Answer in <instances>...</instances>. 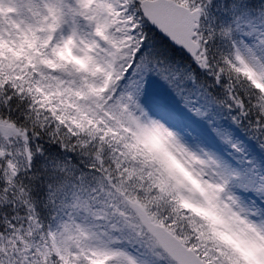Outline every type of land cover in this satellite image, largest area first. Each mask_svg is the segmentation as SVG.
<instances>
[{
  "label": "snow or ice",
  "instance_id": "snow-or-ice-1",
  "mask_svg": "<svg viewBox=\"0 0 264 264\" xmlns=\"http://www.w3.org/2000/svg\"><path fill=\"white\" fill-rule=\"evenodd\" d=\"M0 264H264V0H0Z\"/></svg>",
  "mask_w": 264,
  "mask_h": 264
}]
</instances>
